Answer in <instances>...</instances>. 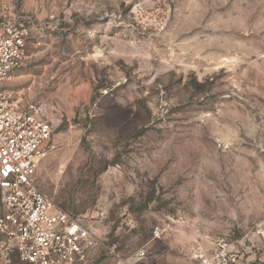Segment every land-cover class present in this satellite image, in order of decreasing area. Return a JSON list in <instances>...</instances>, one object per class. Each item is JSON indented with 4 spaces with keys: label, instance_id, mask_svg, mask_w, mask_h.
<instances>
[{
    "label": "rangeland",
    "instance_id": "obj_1",
    "mask_svg": "<svg viewBox=\"0 0 264 264\" xmlns=\"http://www.w3.org/2000/svg\"><path fill=\"white\" fill-rule=\"evenodd\" d=\"M5 18L29 32L7 88L59 115L39 189L104 215L86 264L224 245L264 264V0H0Z\"/></svg>",
    "mask_w": 264,
    "mask_h": 264
},
{
    "label": "built area",
    "instance_id": "obj_2",
    "mask_svg": "<svg viewBox=\"0 0 264 264\" xmlns=\"http://www.w3.org/2000/svg\"><path fill=\"white\" fill-rule=\"evenodd\" d=\"M29 32L11 18L0 21V264H86L99 244L93 220L61 209L36 183L52 151L59 115L31 99L32 86L10 90L27 59ZM139 251L116 264H143ZM197 264H237L227 246L198 252Z\"/></svg>",
    "mask_w": 264,
    "mask_h": 264
},
{
    "label": "water",
    "instance_id": "obj_3",
    "mask_svg": "<svg viewBox=\"0 0 264 264\" xmlns=\"http://www.w3.org/2000/svg\"><path fill=\"white\" fill-rule=\"evenodd\" d=\"M83 124H87L85 121H82Z\"/></svg>",
    "mask_w": 264,
    "mask_h": 264
}]
</instances>
